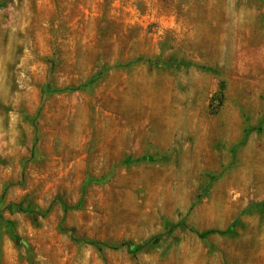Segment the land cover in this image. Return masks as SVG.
Here are the masks:
<instances>
[{
	"label": "rangeland",
	"instance_id": "374dc122",
	"mask_svg": "<svg viewBox=\"0 0 264 264\" xmlns=\"http://www.w3.org/2000/svg\"><path fill=\"white\" fill-rule=\"evenodd\" d=\"M0 4V264H264V0Z\"/></svg>",
	"mask_w": 264,
	"mask_h": 264
},
{
	"label": "trees",
	"instance_id": "16d2710c",
	"mask_svg": "<svg viewBox=\"0 0 264 264\" xmlns=\"http://www.w3.org/2000/svg\"><path fill=\"white\" fill-rule=\"evenodd\" d=\"M0 6H1V4H0ZM53 67H54V64H53ZM96 80H98V76H95V77H93L91 80H90V82H89V84L91 85V82L92 81H96ZM70 90H75V89H70ZM202 199V197H199V201ZM256 211H261V212H263L264 211V202H261V203H257V204H254V205H252L251 207H250V209L249 210H247V212H249V213H251V212H256ZM2 221L3 222H5L4 221V219L2 218ZM237 224H238V222H237ZM186 227V223H181L180 225H176V226H174V227ZM230 230L229 231H226V232H219L218 234H221V235H223V236H225V235H227V234H230ZM211 232H207V233H205L204 235H206V234H210ZM196 234H199V233H196ZM87 244H89V245H91V246H93V247H96L97 249H99V250H103V248H107V249H111V250H118V249H120L121 247H111V246H109V245H107V244H102V243H99V242H95V241H85Z\"/></svg>",
	"mask_w": 264,
	"mask_h": 264
}]
</instances>
